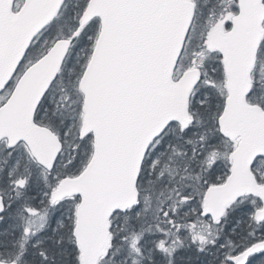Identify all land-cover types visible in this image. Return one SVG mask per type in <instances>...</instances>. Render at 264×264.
Returning <instances> with one entry per match:
<instances>
[{
  "label": "snow or ice",
  "instance_id": "1",
  "mask_svg": "<svg viewBox=\"0 0 264 264\" xmlns=\"http://www.w3.org/2000/svg\"><path fill=\"white\" fill-rule=\"evenodd\" d=\"M0 264H264V0H0Z\"/></svg>",
  "mask_w": 264,
  "mask_h": 264
}]
</instances>
